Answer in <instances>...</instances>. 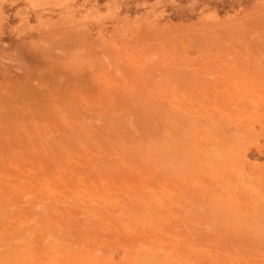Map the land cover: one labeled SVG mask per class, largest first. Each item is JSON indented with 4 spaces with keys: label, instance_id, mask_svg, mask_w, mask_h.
I'll return each instance as SVG.
<instances>
[{
    "label": "rangeland",
    "instance_id": "374dc122",
    "mask_svg": "<svg viewBox=\"0 0 264 264\" xmlns=\"http://www.w3.org/2000/svg\"><path fill=\"white\" fill-rule=\"evenodd\" d=\"M0 264H264V0H0Z\"/></svg>",
    "mask_w": 264,
    "mask_h": 264
}]
</instances>
